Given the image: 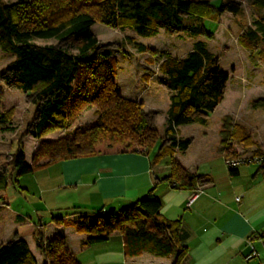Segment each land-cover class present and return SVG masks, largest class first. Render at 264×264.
<instances>
[{
    "label": "trees",
    "instance_id": "trees-1",
    "mask_svg": "<svg viewBox=\"0 0 264 264\" xmlns=\"http://www.w3.org/2000/svg\"><path fill=\"white\" fill-rule=\"evenodd\" d=\"M251 4L262 17L246 30L245 40L247 47L257 50L256 44L264 42V0H252ZM224 13L238 16L242 9L232 0L219 5L209 0H20L11 4L0 0V49L16 58L0 73V79L15 90L33 95L37 113L28 135L40 142L31 165L19 150L10 163L13 170L0 171V191H7L14 174L22 177L57 162L108 153L150 157L156 147L153 167L167 159L169 172L160 182L189 192L209 183L207 177L189 172L176 158V150L185 152L192 144L191 139H178L176 135L180 126L207 125L208 115L224 101L230 76L221 70L218 58L201 41L183 59L161 55L160 84L171 92L166 127L161 133L154 123L156 114L147 113L142 102L126 99L119 92L113 53L100 44L92 28L99 23L122 31L130 29L144 38L163 31L211 40L213 34L206 21H217ZM186 17L198 21L190 25ZM38 40L67 43L77 53L61 46L39 45ZM137 50L144 54L148 48L138 45ZM92 105L97 108L95 121L71 130L79 113ZM252 108L264 110V98L254 101ZM11 119L10 114H0V126H7ZM55 130L67 133L46 140L45 136ZM221 132L226 157L237 155L232 151L234 141L253 145L246 128L232 118L224 119ZM238 170L229 171L235 177ZM161 208L154 188L118 213L80 217L72 225L77 232L92 235L86 245L104 242L118 232L123 236L126 257L149 253L172 257V264H181L188 255V248L181 242V221L164 218ZM53 223L60 227L65 221L59 218ZM34 238L44 264H79L63 235L46 238L39 227ZM0 264L37 261L27 242L18 240L0 247Z\"/></svg>",
    "mask_w": 264,
    "mask_h": 264
},
{
    "label": "crops",
    "instance_id": "crops-1",
    "mask_svg": "<svg viewBox=\"0 0 264 264\" xmlns=\"http://www.w3.org/2000/svg\"><path fill=\"white\" fill-rule=\"evenodd\" d=\"M170 105L171 101L166 116L161 115L162 111L156 108L157 105L149 110L156 114L154 123L157 128L159 117H163L162 133L166 127ZM210 115L207 117V125L193 124L177 129V138L191 139L192 144L185 152L176 150V158L189 172L210 180L201 187L200 196L190 207L188 203L192 192L174 189L170 184L160 182L169 175L168 168L159 175L151 158L140 153H108L61 161L41 169L40 173L37 171L22 177L14 174L11 183L16 188H23L22 179L24 192L38 198L43 205L57 207L56 213L65 224L60 227L54 223L49 224L44 229L45 233L48 231L45 236L53 238L56 234L63 235L67 247L79 264L173 263L172 257L162 258L149 253L135 258L126 257L123 236L118 232L104 242L86 245L92 235L79 233L72 225L80 217L98 216L101 212L108 215L112 212L118 213L144 198L154 188L162 204V216L171 221H181V242L188 248V255L181 264H264V247L260 239L253 240L257 235L264 234V168H261L254 180H243L246 175L251 174H245L246 171L242 168L238 170L237 176H232L225 166L227 157L220 135L223 118L218 124L216 136L212 135L210 138ZM237 119L235 118V124L239 123ZM193 127H196L198 133L182 130L192 131ZM195 135L200 139L198 151H194L197 143ZM201 136L206 138L203 140L205 146L202 151ZM192 151L196 153L194 158ZM215 153H219L223 162L216 159ZM27 163L31 165L28 160ZM199 164L201 174L198 171ZM202 164L206 165L205 168H202ZM49 169H53V172ZM4 193L3 198L8 209L10 203ZM12 215L18 221L14 227L16 238L12 241H26L38 261L32 248H37L34 234L41 226H36L32 220L21 215ZM29 228L32 230V239L25 235L30 231ZM251 243L260 255L247 260L252 253ZM39 257L44 262L41 252Z\"/></svg>",
    "mask_w": 264,
    "mask_h": 264
},
{
    "label": "rangeland",
    "instance_id": "rangeland-1",
    "mask_svg": "<svg viewBox=\"0 0 264 264\" xmlns=\"http://www.w3.org/2000/svg\"><path fill=\"white\" fill-rule=\"evenodd\" d=\"M4 3H15L20 0H1ZM200 1V0H196ZM213 4L219 5L220 2L229 0H209ZM239 4L242 13L234 16L231 13H224L217 21H206L207 27L213 34V38L192 37L185 33L168 35L160 31L159 35L152 38L140 37L133 30L112 29L97 23L92 32L99 40L100 44L113 53L115 61V82L119 92L126 99L133 101H143L146 112L150 113L156 105L157 109L162 111L161 115L166 116L168 104H170V91L160 84L162 74L159 67L162 62V54L166 53L172 59L180 60L187 56L194 49L195 43L204 42L210 52H212L219 61L221 70L230 76L227 84L225 100L217 110L211 114L212 125L209 130L211 137L217 134L218 124L221 119L238 118V124L245 127L251 136L253 145L245 146L233 142L232 151L237 154H249L260 150L264 153V110L252 108V103L264 98V42L256 44L257 50L247 47L245 40L246 30L253 24L254 20L262 17V12L252 7V0H232ZM199 18V17H198ZM200 19V18H199ZM197 19L186 17L187 24H196ZM39 45L61 46L76 54L77 49L70 47L67 43H60L56 40H38ZM138 45H144L148 51L141 54L137 50ZM247 47V48H245ZM263 51V53H262ZM262 53V54H260ZM16 60L15 56L4 53L0 49V73ZM34 97L29 93H23L7 86L0 79V114L7 113L12 117L7 126H0V171L7 170L11 172L10 166L14 154L19 150L26 155L28 162L32 164V159L40 146V142L28 135L29 126L34 122L37 107L34 104ZM96 106L84 108L74 119L71 130L76 127H85L91 125L96 119ZM233 113V115H230ZM223 125V122H222ZM158 129H163V117L158 119ZM193 127L192 131L183 132L198 133ZM203 127H201V131ZM66 131L55 130L45 136L46 138L59 139L66 134ZM222 132H220L221 135ZM196 137V135H195ZM203 138V139H202ZM206 138L201 136V151ZM47 140V139H46ZM197 143L194 151L200 149L199 136L196 137ZM192 151L193 158L194 154ZM243 151V152H242ZM158 148L151 153V161L154 160ZM216 159L222 161L219 153H215ZM218 163V161H216ZM223 162V161H222ZM167 159L159 165H155L159 175L167 169ZM222 164V163H221ZM199 173L201 174V164ZM202 164V168H205ZM263 165H250L242 167L246 171L243 180H248L256 176L261 171ZM225 168V167H224ZM53 169H49L52 171ZM168 170V169H167ZM41 170H38L40 173ZM16 179V177H15ZM21 184L24 188L23 180ZM22 187L16 188L12 183L9 184L7 192L4 193L9 200L7 209L3 192L0 191V247L16 238L14 232L15 223L18 221L12 217L13 213L30 219L36 226H41L43 230L51 223L53 219H59L56 213L57 207L46 206L39 203L38 198L32 194H27ZM234 196V202H236ZM239 197V196H238ZM241 200V198L239 197ZM25 233L31 238L32 230ZM45 233V231H44ZM48 231L45 233L47 235ZM35 239V238H34ZM31 244L33 242L31 241ZM35 256L38 257L37 264H44L39 257L38 248H32ZM42 261V262H41Z\"/></svg>",
    "mask_w": 264,
    "mask_h": 264
},
{
    "label": "built area",
    "instance_id": "built-area-1",
    "mask_svg": "<svg viewBox=\"0 0 264 264\" xmlns=\"http://www.w3.org/2000/svg\"><path fill=\"white\" fill-rule=\"evenodd\" d=\"M263 165L264 164V155L263 154H260V153H257V152H252V153H249V154H240V155H236V156H232V157H227L225 159V166L231 170V169H240L242 167H245V166H250V165ZM201 194V190H197V191H194L192 192V195L190 197V200H189V203H188V206L190 207L193 202L200 196ZM260 239L263 247H264V234H262L261 236H256L254 239ZM251 240V241H253ZM251 246V249H252V253L251 255H249L247 257V260H251L252 258H255V257H259V253L254 249L253 247V244L251 243L250 244Z\"/></svg>",
    "mask_w": 264,
    "mask_h": 264
}]
</instances>
